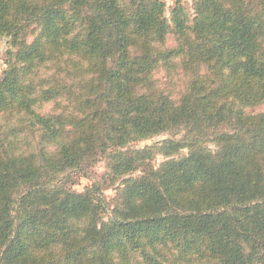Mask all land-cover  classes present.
I'll return each mask as SVG.
<instances>
[{"label": "trees", "instance_id": "16d2710c", "mask_svg": "<svg viewBox=\"0 0 264 264\" xmlns=\"http://www.w3.org/2000/svg\"><path fill=\"white\" fill-rule=\"evenodd\" d=\"M193 2L0 0V264H264V0Z\"/></svg>", "mask_w": 264, "mask_h": 264}, {"label": "rangeland", "instance_id": "374dc122", "mask_svg": "<svg viewBox=\"0 0 264 264\" xmlns=\"http://www.w3.org/2000/svg\"><path fill=\"white\" fill-rule=\"evenodd\" d=\"M168 4L167 8V17L171 18V10L175 4V0H164ZM193 0H185V6L190 9V11H193ZM7 39L5 37H2L0 40V75L2 74L3 69L5 68V59L7 58ZM172 134L171 133H164L159 136H155L149 140H144L140 142H134L132 143L133 147H143L147 144H153L156 143L158 140L164 139V138H171ZM164 158L163 156H158L156 160V164H159L161 161H163ZM92 174L93 176L101 181L103 191L105 194V197L110 203L114 202V199L117 195V189L119 187V181L118 182H113L109 177H108V169L106 166V161L105 160H100L99 162L95 163V165L92 168ZM73 180H70L68 183V187L74 191L77 192H83L84 189L92 184V180L90 178L81 176V175H73L72 176Z\"/></svg>", "mask_w": 264, "mask_h": 264}]
</instances>
